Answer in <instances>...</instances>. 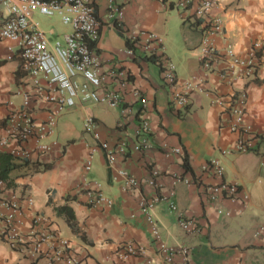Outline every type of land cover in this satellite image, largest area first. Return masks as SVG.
Returning <instances> with one entry per match:
<instances>
[{
    "label": "crops",
    "instance_id": "0c3cea01",
    "mask_svg": "<svg viewBox=\"0 0 264 264\" xmlns=\"http://www.w3.org/2000/svg\"><path fill=\"white\" fill-rule=\"evenodd\" d=\"M173 1L114 0L123 9L124 32L125 29H144L153 31L162 39L166 23L164 13L167 9L176 10L171 6ZM92 2L99 22L92 51L98 56L102 68L117 65L126 70L128 85L124 104L131 106L133 112L137 110L138 103L131 98L129 91L138 88L148 100V108L144 113L129 118L123 128L116 126L118 108H103L110 110L106 115L96 110L97 105L90 103L66 108L56 122L58 147L35 158L42 163H50V167L15 177L11 185L6 183V189L20 196L32 197L31 212L46 216L49 228L69 239L72 248L88 264H140L142 256L134 255L124 260L116 258L115 251L127 242L142 247L152 264H163L146 216L138 210V202L154 191L165 193L170 187L171 175L181 174L197 178L198 184L174 186L173 200L177 212H169L164 202L153 209L152 217L162 241L170 246L187 247L190 264H237L250 250L264 252V232L256 233L257 228L264 225V149L256 142L250 151L220 153L221 149L230 148L237 138V133L228 128L226 107V100L237 91L246 94L244 121L249 134L264 136V57L251 77L236 78L227 85L219 76L223 58L215 57L208 69L201 68L200 33L196 22L190 11L183 14L176 10L182 22L189 20L194 36L190 35V40L185 42L186 50L176 60L175 74L179 79L194 76L201 81L202 90L193 92L185 107L174 109L168 101L167 87L159 76L160 67L143 59L149 55L137 52L133 56L126 55L123 51L127 46L124 32L116 29L105 17L107 0ZM214 13L223 20V32L214 39L218 50L227 42L238 54H243L253 40L264 46V0H219ZM159 52L166 60L170 59L163 41ZM149 64L155 66V74L149 70ZM22 89L29 90V86L20 70L16 46L0 39V135L6 113L21 102ZM215 96L222 97V105L212 101ZM43 109L41 103L34 105L33 115L41 117ZM85 113L97 121V132L102 139L112 145L121 136L127 139V152L117 155L110 166L101 152L95 151L87 173L83 172V162L95 141L81 126L79 133L74 130L77 118L80 117L81 121ZM141 117L149 123L150 147L143 152H134L131 151L133 128ZM175 146L180 147L179 153L168 150ZM94 155L97 157L95 164ZM183 155L187 157L188 170L181 165ZM210 159L218 160L221 165L220 177L201 171V165ZM117 169L143 178L151 177L155 171L156 175L152 177L158 185L155 188L143 185L123 190ZM83 177L90 181L91 187L111 198L110 207L94 209L83 204L81 192L77 190ZM220 181L236 184L241 192L248 194V200L239 198L231 202L219 197L216 202L206 201L201 185ZM62 204L71 208L78 234L70 230L63 216L56 214L54 207ZM217 207L228 210L230 214H217ZM178 213L195 221L193 232L179 229ZM29 216L30 211H26L25 223ZM0 264H30V261L10 250L0 238Z\"/></svg>",
    "mask_w": 264,
    "mask_h": 264
},
{
    "label": "built area",
    "instance_id": "2783aa9c",
    "mask_svg": "<svg viewBox=\"0 0 264 264\" xmlns=\"http://www.w3.org/2000/svg\"><path fill=\"white\" fill-rule=\"evenodd\" d=\"M219 0H174L173 8L183 12L190 11L199 29L198 43L199 63L201 68L208 69L215 57L224 60L219 76L230 85L236 78H248L264 57V46L253 40L243 54L235 52L233 45L227 42L221 50L215 46L214 39L223 32V20L214 13ZM41 14L50 16L58 14L63 24L70 31L48 41L44 32L38 28L34 16ZM106 19L116 29L124 32L122 6L107 0ZM99 22L95 16L92 0H0V39L13 43L20 59V70L27 80L29 90L20 92L21 102L11 107L5 115L0 149L14 156L35 160L41 153H48L58 147L55 128L58 116L74 105L90 103L103 105L111 109H119L116 126L123 128L127 120L135 114L144 113L148 108V100L138 88L129 91L133 100L137 101L135 112L125 103L124 92L128 85L126 70L117 65L102 68L98 56L92 51L89 42L96 41ZM127 46L123 49L128 56L135 53L154 55L159 62V76L168 91V101L174 109L185 107L196 90H202L200 80L194 76L177 78L172 62L160 55L162 36L153 31L131 29L123 33ZM9 57V56H7ZM246 94L237 91L226 100L229 113L228 128L237 133L236 141L230 148L221 149L222 155L242 153L253 150L256 142L264 149V136L249 134L244 121V105ZM213 102L222 105V97L215 96ZM41 103L43 114L36 118L33 107ZM84 132L90 134L95 143L83 162V172L91 168L92 154L100 151L107 165H111L117 155L127 152L126 137L121 136L114 145L102 139L97 132V121L88 113L81 119ZM149 123L141 117L133 128L134 142L131 151L143 152L150 147ZM179 153L180 147L168 149ZM167 150V151H168ZM262 164V161H261ZM202 172H211L220 177L222 167L218 160L210 159L201 165ZM121 178V188L126 190L135 187H157L152 172L151 177H137L124 169H117ZM197 178H189L181 174H172L170 187L165 193L154 191L142 197L138 202V210L146 216L149 231L157 242L156 251L163 264H190L189 251L182 245H168L159 238L153 209L161 202L166 204L169 212H177L173 200L174 186L177 184L195 185ZM90 181L82 178L77 190L85 206L94 209L110 207L112 200L99 189L91 187ZM95 185L96 183L93 182ZM206 201L216 202L219 197L235 202L241 198L248 200V194L241 192L236 184L220 181L201 185ZM33 199L20 196L6 189V181L0 177V238L6 246L27 258L30 264H88L71 246L70 240L49 228L48 218L42 214L32 213ZM30 211L27 223L24 214ZM217 214L229 215L228 210L219 207ZM177 224L181 230L191 233L196 229L192 218L178 213ZM264 232L260 225L256 233ZM142 256L140 264H152L145 250L132 243H125L115 251L119 260L130 256Z\"/></svg>",
    "mask_w": 264,
    "mask_h": 264
},
{
    "label": "rangeland",
    "instance_id": "374dc122",
    "mask_svg": "<svg viewBox=\"0 0 264 264\" xmlns=\"http://www.w3.org/2000/svg\"><path fill=\"white\" fill-rule=\"evenodd\" d=\"M164 16L166 17V23L163 29V44L168 52L169 60L176 66V60L182 56L183 50H186L185 42L190 40V35L194 36V32L190 29L189 20L186 19L182 22V18L178 16L175 9H167ZM35 20L38 22V28L44 32L45 37L50 42L69 31V26L61 22L58 14L50 16L36 14ZM49 30H52V32ZM149 70L155 74L156 68L153 64H149ZM84 105H88V103H84ZM103 108L109 109L106 106L97 105L96 110H100L99 112L104 115L108 114L110 110H104ZM76 121L74 130L79 133L80 117ZM93 158V164H95L97 162L96 155ZM237 264H264V252L257 249L250 250L244 258L238 260Z\"/></svg>",
    "mask_w": 264,
    "mask_h": 264
},
{
    "label": "trees",
    "instance_id": "16d2710c",
    "mask_svg": "<svg viewBox=\"0 0 264 264\" xmlns=\"http://www.w3.org/2000/svg\"><path fill=\"white\" fill-rule=\"evenodd\" d=\"M93 42H89V46L92 47ZM145 61H151L159 66L157 57L154 55L143 56ZM181 165L185 170L189 169L188 161L186 155L182 156ZM50 167V163H42L36 160H28L24 158H19L12 155L7 151L0 150V177L4 179L7 185L12 184V180L15 177L24 176L26 174H31L38 170H46ZM67 199V196L65 197ZM56 214L63 216L65 223L70 228L71 231L78 234V230L75 227V219L73 212L69 206L62 204L54 207ZM82 237V235H79Z\"/></svg>",
    "mask_w": 264,
    "mask_h": 264
}]
</instances>
